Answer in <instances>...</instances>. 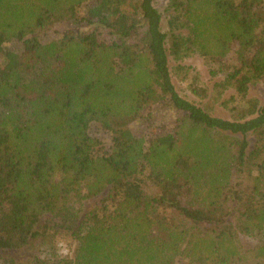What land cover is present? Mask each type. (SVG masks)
<instances>
[{"label": "trees", "instance_id": "trees-1", "mask_svg": "<svg viewBox=\"0 0 264 264\" xmlns=\"http://www.w3.org/2000/svg\"><path fill=\"white\" fill-rule=\"evenodd\" d=\"M166 11L0 0V264H264V0Z\"/></svg>", "mask_w": 264, "mask_h": 264}, {"label": "rangeland", "instance_id": "rangeland-1", "mask_svg": "<svg viewBox=\"0 0 264 264\" xmlns=\"http://www.w3.org/2000/svg\"><path fill=\"white\" fill-rule=\"evenodd\" d=\"M169 0H152L153 6L161 13L162 15V28L163 31L166 32V18L168 16V12L166 11V7L168 5ZM53 35L49 33L48 38H51ZM43 38L47 40V36L44 35ZM169 67L171 71V79L172 82L178 91V93L187 98L188 100L197 102V98L192 95L191 92H189V86L190 84H196L198 87H205L207 86L209 90L212 87V85L219 81L221 78V75H218L216 77H211L209 74V68L204 63V61L198 57H190L181 61H173L171 57H169ZM178 67V68H177ZM214 68V67H212ZM229 93H224L222 96V99L224 101H227L228 104L226 106H233L236 105L233 104L232 101H228V95ZM249 97L256 98L258 102L261 105H264V86L261 84L254 85L250 88ZM240 106V105H239ZM242 106V105H241ZM221 117H228L229 114L226 112V110L222 109L218 105V108L216 106V112L214 113ZM91 134L95 137H98L102 140L106 138V134L101 133L100 131L96 130L95 128H91ZM105 141V140H104ZM242 244L244 247L250 248L252 247V242L247 240H242Z\"/></svg>", "mask_w": 264, "mask_h": 264}]
</instances>
